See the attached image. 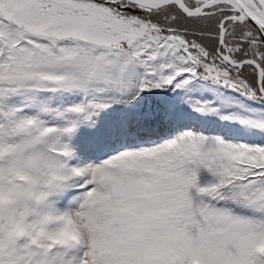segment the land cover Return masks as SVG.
<instances>
[{
	"label": "snow or ice",
	"instance_id": "obj_1",
	"mask_svg": "<svg viewBox=\"0 0 264 264\" xmlns=\"http://www.w3.org/2000/svg\"><path fill=\"white\" fill-rule=\"evenodd\" d=\"M264 0H0V264H264Z\"/></svg>",
	"mask_w": 264,
	"mask_h": 264
},
{
	"label": "trees",
	"instance_id": "obj_2",
	"mask_svg": "<svg viewBox=\"0 0 264 264\" xmlns=\"http://www.w3.org/2000/svg\"><path fill=\"white\" fill-rule=\"evenodd\" d=\"M260 246L264 247V241ZM193 264H221V262L217 258L198 257L193 260Z\"/></svg>",
	"mask_w": 264,
	"mask_h": 264
}]
</instances>
